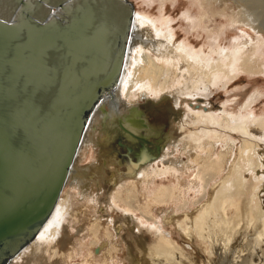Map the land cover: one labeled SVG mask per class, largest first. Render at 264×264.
I'll return each instance as SVG.
<instances>
[{
	"label": "bare ground",
	"instance_id": "bare-ground-1",
	"mask_svg": "<svg viewBox=\"0 0 264 264\" xmlns=\"http://www.w3.org/2000/svg\"><path fill=\"white\" fill-rule=\"evenodd\" d=\"M46 1L54 3V0ZM142 1L146 5L153 2ZM15 3L17 0H0V17L8 19V6ZM29 7L34 9L35 15L45 14L42 6L36 3L29 4ZM99 9L103 14L99 23L109 25V39L113 41L124 17L120 9L107 1L76 0L62 9V15H68L73 22L82 16L98 15ZM132 10L124 60L116 85L110 95L103 97L90 112L50 214L33 239L5 264H70V260L76 257L80 258L79 264H124L120 255L124 244L119 237L121 229L124 231L122 223L114 225L111 210L98 207V196L102 193L100 189L105 178L111 186L106 194L108 205L155 228L156 232L161 233L162 217L168 208L181 211L168 218L169 224L177 226L192 222L191 227L186 226L180 231L187 241L183 247L174 246L172 231H163L160 243L155 239L150 241L155 244L153 248L140 247V264H212L211 257L197 262L199 254L194 251L197 247L192 245L196 238H209L210 241L220 235L225 218L220 211L213 214L209 208V199L217 200L213 196L218 185L221 184L218 190L222 196L229 194V186L242 189L248 176L254 180L255 189L264 186V171L258 175L255 174V165H244L249 150H252L259 155L260 166L264 168V112L255 114V96L239 105L236 113L224 107L227 100L216 111L192 98L203 94L210 86L226 87L234 79L236 53L239 52L235 49L240 46L228 52L218 48H210L206 54L203 49L193 51L174 38L175 33L165 19L151 18L133 5ZM168 94L174 97L175 105L184 110L179 121L171 123L173 135L167 146L154 164L151 161L156 156L151 155L145 145L140 146L131 157H127V170L122 171L117 154L119 151L131 152L132 147L122 143V139L118 140V146H113V137L122 130L136 138L134 130L141 127L142 121L129 117L139 101L148 99V96L153 100H164ZM184 127L194 131L183 136L181 129ZM142 141L148 142L146 138ZM237 141L242 161L234 163ZM96 147L99 151L93 156L91 151ZM245 166L247 173L238 174L237 171H243ZM107 170L111 172L107 174ZM233 173L234 178L231 177ZM219 178L218 182L214 181ZM192 207L194 214L187 212ZM252 210L256 212L258 208ZM255 221L254 215L248 218V226L243 230L251 231ZM153 252H159L164 263Z\"/></svg>",
	"mask_w": 264,
	"mask_h": 264
},
{
	"label": "water",
	"instance_id": "water-1",
	"mask_svg": "<svg viewBox=\"0 0 264 264\" xmlns=\"http://www.w3.org/2000/svg\"><path fill=\"white\" fill-rule=\"evenodd\" d=\"M74 1L17 0L0 17V264L50 214L88 116L122 68L131 3L105 0L124 17L111 41L101 9L73 22L62 15Z\"/></svg>",
	"mask_w": 264,
	"mask_h": 264
},
{
	"label": "rangeland",
	"instance_id": "rangeland-1",
	"mask_svg": "<svg viewBox=\"0 0 264 264\" xmlns=\"http://www.w3.org/2000/svg\"><path fill=\"white\" fill-rule=\"evenodd\" d=\"M128 1L134 8L136 7L151 18L165 19L175 33L174 38L193 51L204 50L203 52L206 54L210 48H218L220 51L228 52L229 50L234 51L237 46H240V48L235 49L239 52L236 51L237 65L235 64V69L237 70L233 73L234 79L226 87L222 85L210 86L203 94L194 95L192 98L196 99L198 103L208 104L209 108L216 111L221 108L222 102L227 100L228 102L224 107L228 111L236 113L239 105L243 104L248 98L255 96L256 102L253 105L255 114L264 112V0H151L153 2L149 5H146L142 0ZM187 18H189V21ZM210 39L214 40L215 43ZM241 53L243 56H240ZM213 57L216 59V55H213ZM240 58L242 59L240 60ZM241 61H243L242 64ZM150 97L148 96V99L139 101L138 107L129 117V119H135V121H142L140 122L141 127L134 130L136 138L133 139L121 130V134L114 136L112 139L113 146H118V140L122 139V143L132 147L131 152L119 151L120 153L117 154V158L122 162V171L127 170L125 167L127 157H131L130 155H133L134 150H138L140 146L144 145L149 149L148 152L151 155L156 156L151 161L154 164L163 148L167 146L170 136L173 135L170 129L172 121L178 122V119L181 118L184 109L182 106L175 105L176 101L172 95H165L166 99L164 100H153ZM138 112L141 114L138 115ZM190 131H194V129L184 127L181 129V134L186 136ZM142 138H146L148 142L142 141ZM238 141L236 143V153L233 156L235 158L234 163L242 161ZM98 151V147L93 148L92 155L95 156ZM246 164L255 165V174L260 175V172L264 171V168L260 166L259 155L252 150L248 152V160L244 162V165ZM138 167H141V165H138ZM246 167L243 171L238 170V174L243 172L246 174ZM107 172L109 174L111 171L107 170ZM231 177L234 178L235 174L233 173ZM219 180L220 178L214 181L218 182ZM247 181L242 189L229 186V194L225 196L219 194L218 187H221V184H219L213 196L214 198L217 197V200L209 199V208L213 214L215 211H220L219 213L225 219L221 223L220 235L218 234L213 240L209 241V238L205 240L196 238L194 240L195 243L193 242L192 246L197 247L194 251L199 254V256L196 254L197 262H201L200 259L206 260V258L211 257L212 264H264V186L255 189L254 180L251 176L247 177ZM110 187L107 178L102 180L100 189L102 193L98 196V207L111 210L109 213L115 221L114 225L122 223L124 231L121 229L119 237L124 244L123 251L120 254L124 258V264H140V247L143 245L153 248L155 244L150 243V241L155 239L160 243V234L163 231H172L173 244L176 248L187 243L181 236L180 231L182 232L186 226L191 227L192 222L186 225L180 223L176 226L169 224L168 219L180 214L181 211L176 212L173 208H168L166 215L162 217L164 223L161 224V233H158L155 228L144 223L141 224L137 218L125 216L126 214L122 210L109 206L106 194L110 192ZM100 190H97V192ZM192 208L187 212L194 214L195 209ZM252 209L257 211L255 212ZM253 215L256 219V225L251 231L245 232L243 229L248 226V218L250 219ZM218 218L220 220L221 216L218 215ZM240 232L243 233L239 236ZM153 255L159 257L161 263H164L165 260L159 252H153ZM79 262V257L70 260V264H79Z\"/></svg>",
	"mask_w": 264,
	"mask_h": 264
},
{
	"label": "flooded vegetation",
	"instance_id": "flooded-vegetation-1",
	"mask_svg": "<svg viewBox=\"0 0 264 264\" xmlns=\"http://www.w3.org/2000/svg\"><path fill=\"white\" fill-rule=\"evenodd\" d=\"M148 159H149V157H148Z\"/></svg>",
	"mask_w": 264,
	"mask_h": 264
}]
</instances>
